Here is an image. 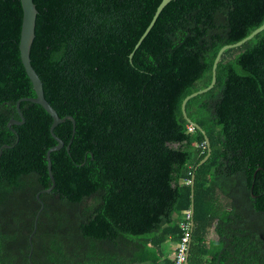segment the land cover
<instances>
[{
    "label": "trees",
    "instance_id": "16d2710c",
    "mask_svg": "<svg viewBox=\"0 0 264 264\" xmlns=\"http://www.w3.org/2000/svg\"><path fill=\"white\" fill-rule=\"evenodd\" d=\"M30 61L20 0H0V264H174L194 214L189 264H264V0H33ZM134 51L132 58L131 53ZM67 147H69L67 149ZM39 213L36 229L35 218ZM30 256V257H29Z\"/></svg>",
    "mask_w": 264,
    "mask_h": 264
},
{
    "label": "water",
    "instance_id": "95a60500",
    "mask_svg": "<svg viewBox=\"0 0 264 264\" xmlns=\"http://www.w3.org/2000/svg\"><path fill=\"white\" fill-rule=\"evenodd\" d=\"M172 0H161L160 4L158 5V7L156 8V11L152 17L151 22L149 23V25L147 26V28L145 29L144 33L141 35L140 39L138 40L137 44L134 47V51L137 50L139 48V46L141 45V43L143 42V40L146 38V36L149 34V32L151 31V29L153 28L156 20L158 19L159 15L161 14V12L163 11V9L171 2ZM21 3V8H22V24H21V31H20V39H19V52H20V58H21V62L22 65L24 67L25 73L28 76L29 80L32 83L33 86V90L35 92V97H28V98H21L16 102V110L21 118V121H16L13 118L9 120V122L7 123V127L11 128L13 125H21L24 123V118L20 112V103L21 102H31L37 105H40L43 110H45V112H47V114L52 118V124L50 126V134L51 136L54 138V140L56 141V145L51 147L48 151H47V170L49 173V177L52 180V186L47 189L44 190L43 192H47L49 193L53 188H54V179L51 173V159H50V155L52 152L58 151L60 150L63 146H64V142L62 140H60L55 134H54V128L65 122L66 120H69L72 123L73 126V134L75 132V120L73 119V117L71 116H65L63 118H60L57 114V112L53 109V107L47 102V100L45 99L44 96V91H43V86L41 83V80L39 79L37 73L35 72V70L33 69L32 65H31V61H30V49L35 37V25H36V16H37V9L36 6L33 2V0H20ZM264 30V23L257 28L256 30H254L251 34H249L247 37H245L244 39L234 43V44H230V45H225L223 46L217 53L216 58L214 60L213 63V67H212V77H211V82L209 84V86H207L206 88L196 91L190 95H188L187 97L184 98V100L182 101L181 104V110H182V114L184 116V118L186 119V121L188 123H190L191 125H193L196 129H198L205 137V143L207 146V154L206 156L198 163V165L196 166L195 169H197L200 165H202L203 163H205L210 154H211V149H210V142L209 139L207 138L205 132L203 131V129L201 127H199L197 124L193 123L187 116L186 113V104L187 102L194 98L197 97L199 95L205 94L207 93L209 90H211L216 83V70H217V66L219 63V60L222 56V54L228 50V49H232V48H236V47H240L241 45H243L244 43H246L247 41L251 40L254 36H256L257 34L261 33ZM134 51L131 53L130 58H132ZM4 148H9L8 145H3L0 149V156L2 153V150ZM69 147H67L68 149ZM193 187H194V176L191 179V208H190V212L191 215L193 217L194 214V205H193ZM39 195L40 193H38L36 195L38 201L41 204V208L35 218V226H34V231L32 232L31 236H30V243H31V237L35 232L36 229V223H37V219L39 216V213L41 212L42 208H43V204L41 202V200L39 199ZM192 227H193V221L191 223ZM188 256H189V250L187 252V259L185 261L184 264H189L188 263ZM30 257V256H29Z\"/></svg>",
    "mask_w": 264,
    "mask_h": 264
},
{
    "label": "built area",
    "instance_id": "2783aa9c",
    "mask_svg": "<svg viewBox=\"0 0 264 264\" xmlns=\"http://www.w3.org/2000/svg\"><path fill=\"white\" fill-rule=\"evenodd\" d=\"M193 128L194 126L191 125L188 129L192 131ZM191 217V212L188 211L185 216V221L181 224L182 236L173 254L174 264H184L187 259V252L192 238Z\"/></svg>",
    "mask_w": 264,
    "mask_h": 264
},
{
    "label": "crops",
    "instance_id": "0c3cea01",
    "mask_svg": "<svg viewBox=\"0 0 264 264\" xmlns=\"http://www.w3.org/2000/svg\"><path fill=\"white\" fill-rule=\"evenodd\" d=\"M174 254V253H173ZM173 254H172V256H173Z\"/></svg>",
    "mask_w": 264,
    "mask_h": 264
}]
</instances>
